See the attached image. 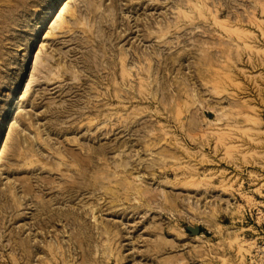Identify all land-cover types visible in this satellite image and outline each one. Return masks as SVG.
Returning a JSON list of instances; mask_svg holds the SVG:
<instances>
[{
	"label": "rangeland",
	"instance_id": "rangeland-1",
	"mask_svg": "<svg viewBox=\"0 0 264 264\" xmlns=\"http://www.w3.org/2000/svg\"><path fill=\"white\" fill-rule=\"evenodd\" d=\"M4 145L0 264H264V0H0Z\"/></svg>",
	"mask_w": 264,
	"mask_h": 264
},
{
	"label": "bare ground",
	"instance_id": "bare-ground-1",
	"mask_svg": "<svg viewBox=\"0 0 264 264\" xmlns=\"http://www.w3.org/2000/svg\"><path fill=\"white\" fill-rule=\"evenodd\" d=\"M67 9H68V4H65V5H63L62 6V8H61V10L59 11V13H58V15H57V17H56V19H55V21H54V23H53V25H58V23L59 22H61L62 20H63V17H64V15H65V13H66V11H67ZM59 25H60V23H59ZM150 36H152V35H150ZM38 55H39V53H37V55H36V57H35V59H34V62H33V65H32V73H34L38 68H39V64H38ZM153 57V56H152ZM122 58V57H121ZM120 58V59H121ZM150 58V57H149ZM125 60V59H124ZM120 61V64H121V60H119ZM100 65V64H99ZM150 65H151V62H150ZM115 67H117V65H115ZM119 67V66H118ZM124 67V65H120V70H121V72H122V68ZM140 70V69H139ZM124 71V70H123ZM150 72V71H149ZM32 73H31V75H30V77H28L29 78V80L27 81V83H26V85H25V87H24V90H23V93H22V96H21V99L20 100H22V99H24L27 95H28V93H29V89H30V85H31V83H32ZM126 72H123L122 74H120L121 75V77L120 76H118V79H122V81H121V83H118V86H119V88H117V89H115L117 86V83H115L114 82V80H112V82H114V84L113 85H115V88H114V90H115V92H117V96H118V98L120 99V100H122L121 98H122V96H121V93H123L124 91H123V86L126 84V82H127V78L126 77H128V75L127 76H125L126 74H125ZM125 74V75H124ZM112 78V77H111ZM110 78V79H111ZM126 78V79H125ZM114 79V78H113ZM127 84H128V82H127ZM112 89V88H111ZM125 94V93H124ZM202 147V146H201ZM4 148H5V145H4V147H3V149L0 151V158H1V156H2V154H3V152H4ZM92 151V150H91ZM163 156H164V154H163ZM163 158V157H162ZM80 162H82V163H84V170L82 169V171H77L78 172V174H77V172H75L74 171V174H76V175H78L79 177H82V179H87V180H91V178L88 176V174H87V172H88V170H90L91 168H92V165H93V158L90 156V155H88L86 158H85V160H82V159H80ZM121 165V164H120ZM119 165V166H120ZM123 166H120V167H125L124 169L126 170V166H124V163L122 164ZM127 165V164H126ZM117 168H119L118 166H117ZM122 169V168H121ZM123 171V170H122ZM126 173V172H125ZM62 175V174H61ZM114 175V174H113ZM111 175H109V177H110ZM88 177V178H87ZM95 177V176H94ZM103 177V176H102ZM108 177V176H107ZM118 177V176H117ZM116 177V178H117ZM111 178V177H110ZM93 179V178H92ZM103 179V178H102ZM109 179V178H108ZM140 180V179H139ZM109 182V181H108ZM118 182V181H117ZM119 182H120V180H119ZM127 182V181H126ZM122 183V182H121ZM116 184H118V183H116ZM100 186H101V188H103V189H105V192L107 193V195H110V196H112V194H113V191L107 186L106 187V185H104V184H102V183H100L99 184ZM121 185V184H120ZM127 185H128V183H127ZM89 186H91V188H95L96 187V185L94 184V183H92L91 181H90V185ZM129 186H130V184H129ZM131 188L132 187H134V186H130ZM130 190H132V189H130ZM86 192V193H91V189H85L84 188V190H83V192ZM133 191L137 194V195H139V196H141V197H143L146 193H147V191L146 190H144L143 188H141V187H139V186H137V187H135L134 189H133ZM106 193H104V194H106ZM67 195H68V197L70 198V199H74V198H77L78 199V197L81 195L80 194V192L78 191V186H77V184H76V182H69V188H68V191H67ZM84 195V194H83ZM82 196V195H81ZM127 198V197H126ZM165 199H167V197L165 198ZM167 201L169 202V200L167 199ZM42 203V202H41ZM94 211V210H93ZM96 220V219H95ZM106 242V241H105Z\"/></svg>",
	"mask_w": 264,
	"mask_h": 264
}]
</instances>
